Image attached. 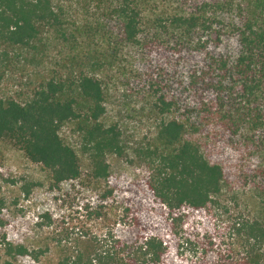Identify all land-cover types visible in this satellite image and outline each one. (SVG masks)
Masks as SVG:
<instances>
[{
	"label": "trees",
	"instance_id": "obj_1",
	"mask_svg": "<svg viewBox=\"0 0 264 264\" xmlns=\"http://www.w3.org/2000/svg\"><path fill=\"white\" fill-rule=\"evenodd\" d=\"M0 142L61 205L27 185L15 236L0 199V264H264V0H0Z\"/></svg>",
	"mask_w": 264,
	"mask_h": 264
},
{
	"label": "rangeland",
	"instance_id": "obj_2",
	"mask_svg": "<svg viewBox=\"0 0 264 264\" xmlns=\"http://www.w3.org/2000/svg\"><path fill=\"white\" fill-rule=\"evenodd\" d=\"M18 76L19 73L15 72ZM11 79L9 90H12ZM109 117L114 118L118 124L125 144L136 146L149 133L147 111L144 103L130 94L115 90L112 94L108 108ZM62 137L72 145H77V140L71 136L67 129L61 131ZM114 172L125 177L135 174L134 167L127 163L126 159L114 162ZM46 173L40 166L30 163L22 152L8 142H0V199L6 202L9 228L15 236H36L43 230L35 225V210L24 197V188L32 183L41 184L43 198L48 196V185L45 182ZM39 206H61L60 203L43 199ZM58 210V207L55 209Z\"/></svg>",
	"mask_w": 264,
	"mask_h": 264
}]
</instances>
